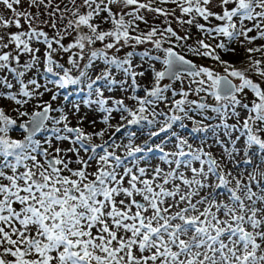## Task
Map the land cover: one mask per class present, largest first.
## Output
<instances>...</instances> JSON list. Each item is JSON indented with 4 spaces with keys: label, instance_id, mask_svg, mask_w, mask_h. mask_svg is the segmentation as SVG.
Returning a JSON list of instances; mask_svg holds the SVG:
<instances>
[{
    "label": "snow or ice",
    "instance_id": "1",
    "mask_svg": "<svg viewBox=\"0 0 264 264\" xmlns=\"http://www.w3.org/2000/svg\"><path fill=\"white\" fill-rule=\"evenodd\" d=\"M0 264H264V0H0Z\"/></svg>",
    "mask_w": 264,
    "mask_h": 264
}]
</instances>
